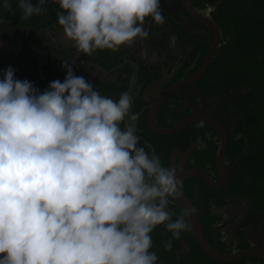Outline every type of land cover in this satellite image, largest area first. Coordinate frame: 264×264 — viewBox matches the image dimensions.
Here are the masks:
<instances>
[{
	"label": "flooded vegetation",
	"instance_id": "af4514ba",
	"mask_svg": "<svg viewBox=\"0 0 264 264\" xmlns=\"http://www.w3.org/2000/svg\"><path fill=\"white\" fill-rule=\"evenodd\" d=\"M3 2L0 80L11 67L42 93L63 82L68 61L102 96L127 92L139 119L126 117L122 130L131 125L138 146L177 170L182 187L167 210L188 228L179 239L163 224L150 233L157 264H264V57L234 44L226 4L159 0L164 23L146 17V38L86 56L59 25L54 0L26 21L18 0L11 10Z\"/></svg>",
	"mask_w": 264,
	"mask_h": 264
},
{
	"label": "clouds",
	"instance_id": "9594fccd",
	"mask_svg": "<svg viewBox=\"0 0 264 264\" xmlns=\"http://www.w3.org/2000/svg\"><path fill=\"white\" fill-rule=\"evenodd\" d=\"M47 0H18L21 20ZM59 25L76 49L117 52L163 24L159 0H54ZM3 8L11 10L9 0ZM175 39L173 38V43ZM66 76L39 92L8 67L0 80V264H157L150 233L163 224L172 239L188 228L173 220L169 197L177 170L138 146L127 92L102 96L94 84ZM165 242V250L172 247Z\"/></svg>",
	"mask_w": 264,
	"mask_h": 264
},
{
	"label": "trees",
	"instance_id": "16d2710c",
	"mask_svg": "<svg viewBox=\"0 0 264 264\" xmlns=\"http://www.w3.org/2000/svg\"><path fill=\"white\" fill-rule=\"evenodd\" d=\"M221 1L228 11L222 25L231 34L234 44L246 49V53L254 47L257 55L264 57V0Z\"/></svg>",
	"mask_w": 264,
	"mask_h": 264
}]
</instances>
